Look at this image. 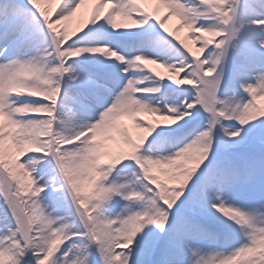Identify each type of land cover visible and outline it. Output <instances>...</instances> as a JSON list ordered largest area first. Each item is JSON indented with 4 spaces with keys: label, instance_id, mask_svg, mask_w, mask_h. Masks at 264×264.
I'll return each mask as SVG.
<instances>
[{
    "label": "snow or ice",
    "instance_id": "obj_1",
    "mask_svg": "<svg viewBox=\"0 0 264 264\" xmlns=\"http://www.w3.org/2000/svg\"><path fill=\"white\" fill-rule=\"evenodd\" d=\"M261 100L264 0H0V264H264Z\"/></svg>",
    "mask_w": 264,
    "mask_h": 264
},
{
    "label": "bare ground",
    "instance_id": "obj_2",
    "mask_svg": "<svg viewBox=\"0 0 264 264\" xmlns=\"http://www.w3.org/2000/svg\"><path fill=\"white\" fill-rule=\"evenodd\" d=\"M56 5V4H55ZM54 5V6H55ZM145 8H147L149 11H152L153 12V14L154 15H157V12H156V9H157V7H160V12L158 13V15L162 18L164 15H165V13H166V11H167V9H165V8H163L162 6H158L157 4H155V3H146V4H144L143 5ZM88 7H91V5H89ZM75 19V20H74ZM80 19H81V14L80 13H77V15L76 16H74L71 20H70V23L72 22V21H74L73 22V24H77V23H75V21H80ZM79 23V22H78ZM179 19L177 18V17H175V16H173L171 19H169V20H167L166 21V26L168 27V29H169V31L170 32H173L176 36H178L180 39H182V40H185V42L190 46V47H192V49H193V51H195L196 50V48L198 47V45L190 38V30L188 29V28H186V27H184V28H180V30L177 32L176 31V29H177V27H178V25H179ZM72 24V23H71ZM72 24V25H73ZM149 67L150 68H153L155 71H157V72H159L161 75H162V73L164 74V73H170V72H168V70H166V69H164V68H161V67H159L158 65H149ZM173 74L171 73V76H172ZM141 118L142 119H146V121H152V119H153V116L152 115H150V114H147V113H142L141 114ZM123 121H126V122H130L131 121V119L129 118V117H127V116H124V117H121V119H120V123H124Z\"/></svg>",
    "mask_w": 264,
    "mask_h": 264
},
{
    "label": "rangeland",
    "instance_id": "obj_3",
    "mask_svg": "<svg viewBox=\"0 0 264 264\" xmlns=\"http://www.w3.org/2000/svg\"><path fill=\"white\" fill-rule=\"evenodd\" d=\"M54 5H55V4L52 5L53 8L56 7V5H55V6H54ZM74 20H75V19H74ZM73 22H74V21H72L71 23L73 24ZM78 22H79V21H75V23H77V24H78ZM71 23H70V21L66 22V26L68 27V29H69L70 32H71L72 30L76 29V27H77V24H76V25H75V24L72 25ZM168 76H171V73H164V77H165V78H167ZM259 103H260L261 107L264 108V100L259 101ZM155 119H157V117H156ZM155 119H154V120H155ZM152 121H153V120H152ZM126 124H127V125H131V123H129V122H127ZM87 187H88V185L85 184V188H87Z\"/></svg>",
    "mask_w": 264,
    "mask_h": 264
}]
</instances>
